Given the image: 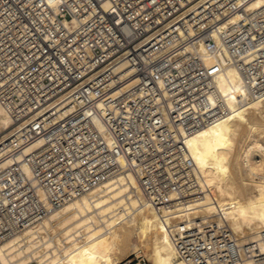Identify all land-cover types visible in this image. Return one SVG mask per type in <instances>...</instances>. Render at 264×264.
Returning <instances> with one entry per match:
<instances>
[{
  "label": "built area",
  "instance_id": "built-area-1",
  "mask_svg": "<svg viewBox=\"0 0 264 264\" xmlns=\"http://www.w3.org/2000/svg\"><path fill=\"white\" fill-rule=\"evenodd\" d=\"M255 1L0 0V104L15 124L0 146V235L48 210L25 165L55 205L128 172L158 212L193 196L187 140L230 113L217 73L235 66L264 100ZM170 230L187 264H264V232L240 242L215 219ZM148 262L139 250L120 264Z\"/></svg>",
  "mask_w": 264,
  "mask_h": 264
},
{
  "label": "bare ground",
  "instance_id": "bare-ground-1",
  "mask_svg": "<svg viewBox=\"0 0 264 264\" xmlns=\"http://www.w3.org/2000/svg\"><path fill=\"white\" fill-rule=\"evenodd\" d=\"M215 82L230 113L187 140L198 181L193 196L158 212L137 176L128 172L55 205L25 165L48 210L0 235V264H120L130 251L139 250L148 257L146 264H187L178 255L170 227L194 219H215L240 242L258 240L264 232V100L251 98L233 65L218 72ZM14 126L0 104V146ZM20 158L7 157L1 167Z\"/></svg>",
  "mask_w": 264,
  "mask_h": 264
},
{
  "label": "rangeland",
  "instance_id": "rangeland-1",
  "mask_svg": "<svg viewBox=\"0 0 264 264\" xmlns=\"http://www.w3.org/2000/svg\"><path fill=\"white\" fill-rule=\"evenodd\" d=\"M135 240H136V239H135ZM136 241H137V240H136ZM132 252H133V251H130V252L128 253V255H127L128 257H126L124 260L128 259L129 256H130V258H131V254H132ZM32 264H35V262H33Z\"/></svg>",
  "mask_w": 264,
  "mask_h": 264
}]
</instances>
